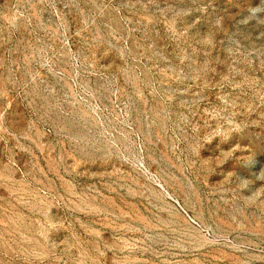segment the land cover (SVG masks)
Returning <instances> with one entry per match:
<instances>
[{"label":"rangeland","instance_id":"rangeland-1","mask_svg":"<svg viewBox=\"0 0 264 264\" xmlns=\"http://www.w3.org/2000/svg\"><path fill=\"white\" fill-rule=\"evenodd\" d=\"M0 264H264V0H0Z\"/></svg>","mask_w":264,"mask_h":264}]
</instances>
